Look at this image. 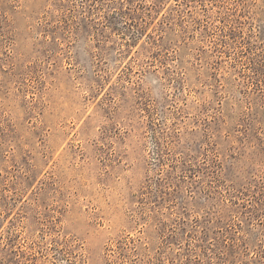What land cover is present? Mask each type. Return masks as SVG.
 Wrapping results in <instances>:
<instances>
[{
	"label": "rangeland",
	"instance_id": "rangeland-1",
	"mask_svg": "<svg viewBox=\"0 0 264 264\" xmlns=\"http://www.w3.org/2000/svg\"><path fill=\"white\" fill-rule=\"evenodd\" d=\"M0 264H264V0H0Z\"/></svg>",
	"mask_w": 264,
	"mask_h": 264
}]
</instances>
